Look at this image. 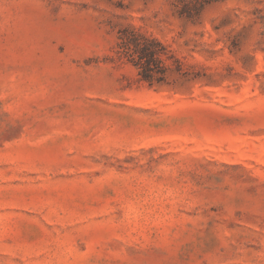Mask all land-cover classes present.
I'll list each match as a JSON object with an SVG mask.
<instances>
[{
    "label": "rangeland",
    "instance_id": "obj_1",
    "mask_svg": "<svg viewBox=\"0 0 264 264\" xmlns=\"http://www.w3.org/2000/svg\"><path fill=\"white\" fill-rule=\"evenodd\" d=\"M0 264H264V0H0Z\"/></svg>",
    "mask_w": 264,
    "mask_h": 264
},
{
    "label": "trees",
    "instance_id": "obj_2",
    "mask_svg": "<svg viewBox=\"0 0 264 264\" xmlns=\"http://www.w3.org/2000/svg\"><path fill=\"white\" fill-rule=\"evenodd\" d=\"M133 31L124 29L121 36L120 48L122 52L138 68L139 75L143 80L160 82L164 79L165 69L162 65L161 55L164 53L165 45L155 38H147L142 35L132 37L127 33Z\"/></svg>",
    "mask_w": 264,
    "mask_h": 264
}]
</instances>
